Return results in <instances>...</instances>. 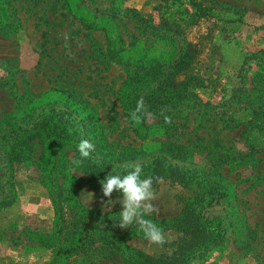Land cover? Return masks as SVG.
I'll return each instance as SVG.
<instances>
[{"label":"rangeland","instance_id":"rangeland-1","mask_svg":"<svg viewBox=\"0 0 264 264\" xmlns=\"http://www.w3.org/2000/svg\"><path fill=\"white\" fill-rule=\"evenodd\" d=\"M196 1L211 18L187 0H0V166L17 133L59 131L0 169V264H264V0ZM137 163L160 178L162 247L113 226L118 193L102 203L100 181ZM86 224L117 232L64 252Z\"/></svg>","mask_w":264,"mask_h":264},{"label":"clouds","instance_id":"clouds-1","mask_svg":"<svg viewBox=\"0 0 264 264\" xmlns=\"http://www.w3.org/2000/svg\"><path fill=\"white\" fill-rule=\"evenodd\" d=\"M146 115L147 110L141 98L137 101L136 108L130 113V116L133 121L140 123ZM164 121L171 123V117L164 115ZM77 147L80 157L87 158L94 151L95 146L89 140L82 139ZM159 180V177L143 175L142 166L137 163L123 174H107L100 184L103 196L108 198L107 201L102 202L105 209H107L106 204L113 201V193L119 194L115 203L118 202L121 205V211L118 219L113 221V226L127 229L136 225L138 231L150 243L162 247L171 241V236L166 234L164 229L152 219L147 218L155 211L153 201L157 198V192L153 185Z\"/></svg>","mask_w":264,"mask_h":264},{"label":"trees","instance_id":"trees-1","mask_svg":"<svg viewBox=\"0 0 264 264\" xmlns=\"http://www.w3.org/2000/svg\"><path fill=\"white\" fill-rule=\"evenodd\" d=\"M189 5L193 8V14L200 19H209L212 17V15L208 12L207 8L204 7L203 4L196 0H187ZM107 56L116 62L120 61V57L117 56V52L109 50L107 52ZM179 110V109H178ZM59 131L55 127H48L46 125H41L40 127H33L28 131L25 135H22L20 133H17L13 136L14 140L11 142L10 146L8 148L4 149V155H6V158L4 160V166H0V169H8L9 171H16L20 166L24 165L25 161L29 157L31 145H30V139L31 138H44L47 139L49 142H54L56 139L55 137ZM189 216H187L188 218ZM177 219V217H174L172 219ZM164 227V226H161ZM179 229H182L181 227ZM185 229V228H184ZM183 229V230H184ZM186 231H189V228L186 227ZM94 231H106L108 233H116L117 231L114 228L109 227H103L98 224H86L83 226V235L79 238V243L77 245L72 246L71 248H68L64 250L66 253L73 252L75 249L79 247V245L82 243L85 237H87L89 232ZM213 240H216L218 236H213ZM140 257V258H138ZM137 261L134 262V264H139V262L145 263L144 259H147L146 256H143L142 254H139L135 258ZM139 261V262H138ZM158 263L153 262L152 264H162L164 261H156Z\"/></svg>","mask_w":264,"mask_h":264}]
</instances>
